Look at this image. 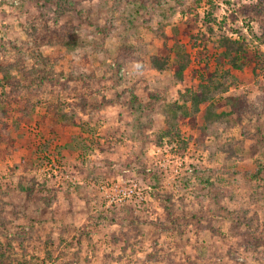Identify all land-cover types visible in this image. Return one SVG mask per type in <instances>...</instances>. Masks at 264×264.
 <instances>
[{
  "label": "rangeland",
  "instance_id": "rangeland-1",
  "mask_svg": "<svg viewBox=\"0 0 264 264\" xmlns=\"http://www.w3.org/2000/svg\"><path fill=\"white\" fill-rule=\"evenodd\" d=\"M46 1L0 0V63L20 58L38 72L26 106L0 103L5 264H264V116L249 135L236 126L208 138L207 148L188 122L156 144L163 120L156 113L144 141L131 102L133 93L146 102L156 89L174 102L179 90L224 74L231 68L219 47L225 36L247 46L229 93L258 97L264 0H52L43 13ZM126 12L133 23L122 37ZM162 27L170 37L179 27L192 55L182 84L170 69L118 65L124 45L141 42L146 59L171 53L174 40H165ZM5 91L0 83V96ZM57 107L80 125L56 117ZM228 140H243L239 158L220 151ZM135 182L146 199L109 202L111 187L123 191Z\"/></svg>",
  "mask_w": 264,
  "mask_h": 264
},
{
  "label": "trees",
  "instance_id": "trees-1",
  "mask_svg": "<svg viewBox=\"0 0 264 264\" xmlns=\"http://www.w3.org/2000/svg\"><path fill=\"white\" fill-rule=\"evenodd\" d=\"M51 2L52 0H48L42 3L39 7L40 11L43 13L49 11L52 8ZM116 5L119 6V3L116 2ZM122 19L118 35L127 36L133 23L131 14L126 12ZM159 31L166 38L167 42L174 40L171 53L152 55L146 59L144 56L146 52H143L144 49L141 42L139 46L124 45V57L118 65L121 66L123 63L132 61L138 63L141 70L144 69L145 63L148 64L149 68L158 71L170 69L173 72L175 80L182 84L186 79V70L191 67L193 62L192 55L187 52L186 45L178 39L177 33L179 27L174 28L171 37L165 34L163 27ZM199 38L201 39V37ZM259 39L262 40L261 37ZM192 40H197V38H192ZM219 42L222 58L226 63L231 65V68L226 69L224 74L218 76L214 72V75L211 74L207 81L201 82L197 86H187L184 90H179V100L174 102L166 100V90L164 89H156L155 92L149 93V98L146 102L142 101L136 94H132L133 98L131 102L139 113L138 131L139 134L144 136V141L149 138L147 131L152 129L158 120H163L164 124L155 132L153 139H151L156 144H162L164 138L179 135L181 124L188 122L194 124V127L199 129L198 140L203 144L204 148H207L209 145L205 141L208 138L212 136L219 137L236 126L242 127L244 136L249 135L250 128L248 127L256 119L263 118L264 89L253 100L246 94L236 95L229 93L230 88L234 85L233 81L230 80L232 68L242 69L246 63V42L229 36L220 38ZM199 52L203 53L202 50H199ZM205 65V68L209 69V66ZM37 73V70L33 68L24 67V63L20 58L15 59V61H8L7 63L1 62L0 74L2 77L0 78V83H2V87L5 89L9 88V91H5V97L0 96V103L8 101L22 107L26 106L24 104L25 94L34 87V77H37ZM29 105L35 108L33 102L30 101ZM202 111V122L199 124L198 114ZM2 112L5 115V119H9V115H11L9 109L4 108ZM156 113L159 116L157 117L158 120L156 117L154 118ZM54 115L56 117H64L66 121L76 126L80 125V122L75 119V115L70 114L63 108L60 110L57 107ZM241 150H244L243 140H228L220 146V151L225 154V158L228 160L239 158ZM254 175L259 177L260 170H257ZM257 217V215L255 217L251 216L249 219L250 223L247 224L249 228H252L256 221H258ZM247 232L253 233L251 229H248ZM0 263L5 264L4 256L0 255Z\"/></svg>",
  "mask_w": 264,
  "mask_h": 264
},
{
  "label": "built area",
  "instance_id": "built-area-1",
  "mask_svg": "<svg viewBox=\"0 0 264 264\" xmlns=\"http://www.w3.org/2000/svg\"><path fill=\"white\" fill-rule=\"evenodd\" d=\"M103 187L106 188L105 186ZM108 191L109 192L107 193V198L109 199L110 203L113 202L117 203L116 199L118 201H122L127 197L129 198V200L135 198V201H143V199H146L143 189L140 186H138V183L136 182L134 184H131L129 188H126L123 191L115 187H111V189Z\"/></svg>",
  "mask_w": 264,
  "mask_h": 264
}]
</instances>
